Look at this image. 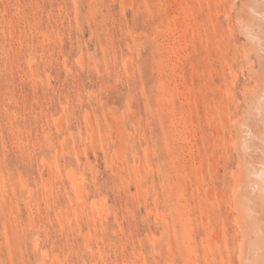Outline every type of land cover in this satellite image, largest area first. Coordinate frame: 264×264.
<instances>
[{
	"label": "rangeland",
	"instance_id": "374dc122",
	"mask_svg": "<svg viewBox=\"0 0 264 264\" xmlns=\"http://www.w3.org/2000/svg\"><path fill=\"white\" fill-rule=\"evenodd\" d=\"M243 1L0 0V264H238Z\"/></svg>",
	"mask_w": 264,
	"mask_h": 264
},
{
	"label": "bare ground",
	"instance_id": "6f19581e",
	"mask_svg": "<svg viewBox=\"0 0 264 264\" xmlns=\"http://www.w3.org/2000/svg\"><path fill=\"white\" fill-rule=\"evenodd\" d=\"M243 2L247 19L236 15L237 27L244 37L243 58L249 59L252 55L256 61L257 69L253 66L250 69L256 79L251 77L257 82L254 81L252 92L244 90L247 118L235 124L236 137L230 138L238 155L231 194H234V209L239 214L236 217L243 235L237 247L238 264H264V0Z\"/></svg>",
	"mask_w": 264,
	"mask_h": 264
}]
</instances>
